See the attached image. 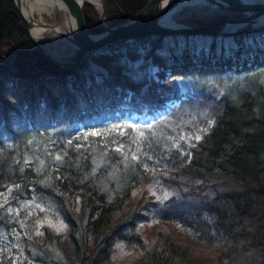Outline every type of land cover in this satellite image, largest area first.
<instances>
[{"label":"trees","instance_id":"trees-1","mask_svg":"<svg viewBox=\"0 0 264 264\" xmlns=\"http://www.w3.org/2000/svg\"><path fill=\"white\" fill-rule=\"evenodd\" d=\"M147 1L103 0L108 24ZM96 11L84 7L89 33ZM63 70L0 0V264H120V243L148 264L190 261L171 229L146 243L154 220L264 264V106L220 92L264 70V30L121 39Z\"/></svg>","mask_w":264,"mask_h":264},{"label":"water","instance_id":"water-1","mask_svg":"<svg viewBox=\"0 0 264 264\" xmlns=\"http://www.w3.org/2000/svg\"><path fill=\"white\" fill-rule=\"evenodd\" d=\"M60 1L65 6L66 17L73 23L68 30L57 26L58 16H55L56 23L40 22L33 17H26L21 0H13L30 35L34 29L39 28L46 32L56 33L65 40L71 48L67 55H54L35 40L33 42L58 66H65L68 69L79 63L88 52L105 48L121 39L141 38L149 35H219L264 30V0H204L206 2L204 8L241 15V17H229L191 26L165 23V19L176 12L185 0H148L131 20L115 26H109L107 23L105 4L103 0H98L102 4V10L99 13L102 32L97 34L89 33L87 30L84 7L85 3L91 5L88 0Z\"/></svg>","mask_w":264,"mask_h":264},{"label":"rangeland","instance_id":"rangeland-1","mask_svg":"<svg viewBox=\"0 0 264 264\" xmlns=\"http://www.w3.org/2000/svg\"><path fill=\"white\" fill-rule=\"evenodd\" d=\"M221 14L223 13L204 7H184L182 9L177 10L173 14V20L177 24H184L191 26L198 24V21H208L211 19L214 20ZM97 15H98V20L100 22V14L98 12ZM45 20L48 23H56L55 18H50L48 16H45ZM216 20H220V19H216ZM57 37L59 39V45L63 47L62 54L64 55L69 54V52L71 51L70 47L67 45V43L62 37L60 36ZM32 40L34 39L32 38ZM63 68L65 69V71L63 70L64 71L63 73L69 70L68 67L64 66ZM232 77L233 78L229 79L226 82L225 86L220 87V92L226 93V91H229L231 93H235L234 95H236L237 92L248 91L253 95L257 94L256 103L264 106V70L242 73L239 74L238 76H232ZM143 116L145 115L143 114L142 117ZM217 181L221 185L224 184L223 180H217ZM46 217L48 218L49 225L55 228V230H57L58 232H64L63 234H65V229H66L65 224L63 221L60 220V218H58V216H46ZM164 227L167 228L168 230L171 229V231L176 235H178V238L183 242H185L186 244H190V246L194 249L195 252V255L190 261L188 262L176 261L174 264H246L244 261L246 260V258L243 259L236 258L233 260L226 259L225 258L226 256L223 254V252H217V250H215L214 248H209L206 246L199 245L196 241H194L191 238V236L188 234L186 230L181 229L175 225H169L163 221L162 222L155 220L153 222L150 221L149 223L142 224L140 229L142 231L144 238L146 239V243L153 245V243L155 242L156 232L161 229H164ZM20 244L22 245V243ZM19 249H21V246H19ZM113 260L116 263H120V264H148L147 259L140 248L136 246H127L121 243L117 246V250L113 255Z\"/></svg>","mask_w":264,"mask_h":264},{"label":"bare ground","instance_id":"bare-ground-1","mask_svg":"<svg viewBox=\"0 0 264 264\" xmlns=\"http://www.w3.org/2000/svg\"><path fill=\"white\" fill-rule=\"evenodd\" d=\"M91 6L98 13L102 10V4L98 0H88ZM23 4L24 15L28 18H35L40 22H47L45 16L50 18L59 17L58 27L69 29L73 23L66 17V9L60 0H21ZM85 5H89L85 3ZM206 6L204 0H185L179 9L184 7H203ZM178 9V10H179ZM177 11V10H176ZM175 13V12H174ZM173 13V14H174ZM173 14L165 19L166 24H177L173 20ZM48 23V22H47ZM56 33L46 32L45 30L36 28L31 32V37L38 43L48 49L52 54L59 55L63 53V47L59 45V39Z\"/></svg>","mask_w":264,"mask_h":264}]
</instances>
